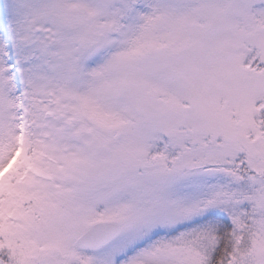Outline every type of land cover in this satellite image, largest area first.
Returning a JSON list of instances; mask_svg holds the SVG:
<instances>
[{
	"label": "snow or ice",
	"instance_id": "1",
	"mask_svg": "<svg viewBox=\"0 0 264 264\" xmlns=\"http://www.w3.org/2000/svg\"><path fill=\"white\" fill-rule=\"evenodd\" d=\"M0 264H264V0H0Z\"/></svg>",
	"mask_w": 264,
	"mask_h": 264
}]
</instances>
